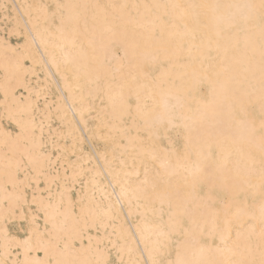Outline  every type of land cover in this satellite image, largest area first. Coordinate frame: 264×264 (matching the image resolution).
Returning a JSON list of instances; mask_svg holds the SVG:
<instances>
[{
	"label": "bare ground",
	"instance_id": "obj_1",
	"mask_svg": "<svg viewBox=\"0 0 264 264\" xmlns=\"http://www.w3.org/2000/svg\"><path fill=\"white\" fill-rule=\"evenodd\" d=\"M0 108V264H264V0H0Z\"/></svg>",
	"mask_w": 264,
	"mask_h": 264
},
{
	"label": "rangeland",
	"instance_id": "obj_2",
	"mask_svg": "<svg viewBox=\"0 0 264 264\" xmlns=\"http://www.w3.org/2000/svg\"><path fill=\"white\" fill-rule=\"evenodd\" d=\"M39 77H42V75L39 74ZM32 79H33V81L35 80L34 77ZM21 92L23 94V91L20 88L15 90V94L16 95H18V93H21ZM47 97H46L47 101L48 100H52V102L54 103V101H55V95L50 94V96H47ZM41 102H42V100H39V104H41ZM0 110H1V108H0ZM52 120L50 121V127H53V129L60 130L61 127L59 126V123L56 120H54V119H52ZM0 127H3L4 130L9 135H14L17 132V128L14 126V124H12L9 120L4 119L2 117V115H1V112H0ZM85 139H86V137H85ZM176 140H177V138H176ZM59 142L61 144H63L65 148H67L69 150V148H70V139L68 137H66L64 139L61 138V139H59L57 141L56 137L51 136V144L54 145V146H56V147L53 148L52 150H50V147L48 145H45L43 147V152L45 154H47V153L50 152L52 159L55 158L57 156V154L58 155H61V156H64L66 158V160L69 162L70 165L71 164H75V162L77 160L76 159V156L77 155H79L80 157H83L87 153L86 152L87 150L84 151V153L82 151H78L76 153H72L71 151H66V150H65V152L62 153L61 150L59 149V146H57L59 144ZM84 145H85L84 146L85 149L88 148L90 151H94L95 150L94 145L91 144V143H88V141H87V145L86 144H84ZM96 146L99 149H101V147H102V145L99 144V143H97ZM89 150H88V152L90 153ZM63 167H65V172L68 173V168H67L66 164L65 165L63 164ZM128 168L131 169L130 166H128ZM57 170H60V167H59V164L58 163H56V165L53 166V169L51 170V173L54 174L55 171H57ZM143 174H144L143 172H138V175L136 176V179H139L140 177H142ZM74 186H75V189L71 190V193H72L73 197H75L76 190H79L81 188V186H82V180L79 179L78 184L77 185L75 184ZM38 187L41 189V190H39L40 194L44 195L45 194V190L43 189L44 183L42 181H40L38 183ZM35 188L36 187H35V185H34L33 182H30L29 186L28 187H25L26 198L28 200H30L31 194H33V195L36 194L35 193ZM28 208L30 209V211L28 210ZM22 211H23V213L20 215V217L17 216L15 220H11V221L6 222L7 229H8V235L9 236H12L14 239H18V240H23L26 237L27 233H28V229H29V226H30L29 225V222H28V217H29V213L30 212L32 214H37L41 218V216L37 213V210L35 209L34 205L24 206L22 208ZM17 213H19V212H17ZM138 217L139 216L136 215L134 218H131L130 220H128L129 223L130 224L135 223L137 221ZM37 222L40 223V219H37ZM89 233L96 234L97 236H100L101 235V233H100L99 230L96 232V231H93V230L90 229L89 230ZM175 245H176V240H173L171 242L172 252H176L177 251ZM18 250H19L18 248L12 249V251L14 253H16ZM109 253H110V263L111 264L116 263L115 257L113 255L114 252L111 251V250H109ZM161 261L163 262V264H166L167 262L170 261V258L167 257V255H164L163 254V256H161V259H160V262ZM141 264H146V262H144L142 260L141 261Z\"/></svg>",
	"mask_w": 264,
	"mask_h": 264
},
{
	"label": "snow or ice",
	"instance_id": "obj_3",
	"mask_svg": "<svg viewBox=\"0 0 264 264\" xmlns=\"http://www.w3.org/2000/svg\"><path fill=\"white\" fill-rule=\"evenodd\" d=\"M152 159L155 161L156 160V157L153 155L152 156ZM162 235H165L163 232L161 233ZM238 239H239V236H238ZM153 264H156L155 261H153ZM160 264H163V262L161 261ZM169 264H194V262H191V261H186V260H176V261H170Z\"/></svg>",
	"mask_w": 264,
	"mask_h": 264
}]
</instances>
